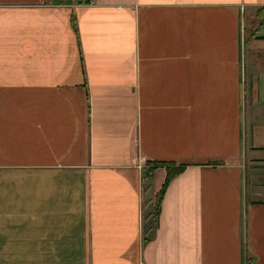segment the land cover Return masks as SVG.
I'll list each match as a JSON object with an SVG mask.
<instances>
[{
    "label": "crops",
    "instance_id": "obj_1",
    "mask_svg": "<svg viewBox=\"0 0 264 264\" xmlns=\"http://www.w3.org/2000/svg\"><path fill=\"white\" fill-rule=\"evenodd\" d=\"M140 262L264 264V0H0V264Z\"/></svg>",
    "mask_w": 264,
    "mask_h": 264
},
{
    "label": "trees",
    "instance_id": "obj_2",
    "mask_svg": "<svg viewBox=\"0 0 264 264\" xmlns=\"http://www.w3.org/2000/svg\"><path fill=\"white\" fill-rule=\"evenodd\" d=\"M149 163L151 165L149 167V169H151L152 165H155V164L163 165L165 168V177H164V180L161 184L160 189L158 190V198H157V201L155 203L156 205L154 207V216H156L157 212H158V201H159V198H160L165 186L167 185L170 178L173 175H175L177 172H179L184 167V164H175L174 162H171V161H162V160L153 161V162H149Z\"/></svg>",
    "mask_w": 264,
    "mask_h": 264
},
{
    "label": "rangeland",
    "instance_id": "obj_3",
    "mask_svg": "<svg viewBox=\"0 0 264 264\" xmlns=\"http://www.w3.org/2000/svg\"><path fill=\"white\" fill-rule=\"evenodd\" d=\"M148 170H149V166L146 167L145 171L147 172ZM143 184H145V182H143Z\"/></svg>",
    "mask_w": 264,
    "mask_h": 264
},
{
    "label": "built area",
    "instance_id": "obj_4",
    "mask_svg": "<svg viewBox=\"0 0 264 264\" xmlns=\"http://www.w3.org/2000/svg\"><path fill=\"white\" fill-rule=\"evenodd\" d=\"M140 264H145L144 262H140Z\"/></svg>",
    "mask_w": 264,
    "mask_h": 264
}]
</instances>
